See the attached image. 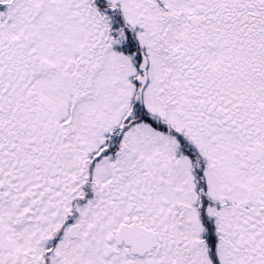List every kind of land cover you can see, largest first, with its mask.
Masks as SVG:
<instances>
[{
	"label": "snow or ice",
	"instance_id": "obj_1",
	"mask_svg": "<svg viewBox=\"0 0 264 264\" xmlns=\"http://www.w3.org/2000/svg\"><path fill=\"white\" fill-rule=\"evenodd\" d=\"M0 264H264V0H0Z\"/></svg>",
	"mask_w": 264,
	"mask_h": 264
}]
</instances>
